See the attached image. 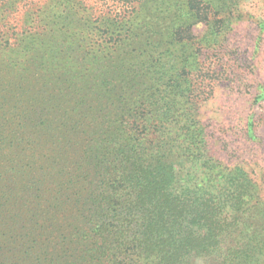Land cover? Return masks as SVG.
<instances>
[{"label":"trees","instance_id":"trees-1","mask_svg":"<svg viewBox=\"0 0 264 264\" xmlns=\"http://www.w3.org/2000/svg\"><path fill=\"white\" fill-rule=\"evenodd\" d=\"M142 1L118 0L100 19L104 30L95 46L106 55L92 56L97 59L85 69L78 98L92 101L99 121L94 132H81L79 147L65 146L49 172L46 201L26 217L35 230L26 235L27 249L34 253L18 264L257 262V242L240 243L242 214L264 205L254 199V181L243 174L230 178L231 198L222 201L224 180L202 170L210 157L196 118L199 105L187 99L188 66L176 71L163 55L150 65L143 60L145 46L157 50L160 43H178L185 55L191 35L177 31L203 19L205 3L165 0L180 1L172 21L164 17L161 25L176 32L154 41L144 28Z\"/></svg>","mask_w":264,"mask_h":264},{"label":"rangeland","instance_id":"rangeland-1","mask_svg":"<svg viewBox=\"0 0 264 264\" xmlns=\"http://www.w3.org/2000/svg\"><path fill=\"white\" fill-rule=\"evenodd\" d=\"M164 1H142L144 28L154 41L176 32L161 25L164 17L166 23L172 21L180 1ZM203 2L204 18L192 19L189 29L177 31L191 35L185 55L178 43H160L157 50L146 45L143 60L150 65L163 55L172 59L176 71L182 64L188 66L183 74L187 99L199 105L196 118L205 127L210 157L202 170L206 177L224 180L222 201L231 198L229 179L243 174L255 183L254 199L264 203V0ZM118 5V0H0L3 264H18L34 253L27 249L26 235L35 230L26 217L46 201L49 172L59 166L56 161H61L65 146L79 147L81 132H94V120L99 121L92 101L79 102V85L89 63L97 59L92 56L106 55L95 46L104 30L100 19ZM194 111L190 105V115ZM197 170L192 167L191 175ZM251 212L242 214L247 220L240 243L257 242L254 258L264 264V205L259 203Z\"/></svg>","mask_w":264,"mask_h":264}]
</instances>
